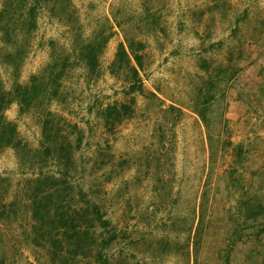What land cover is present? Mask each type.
Instances as JSON below:
<instances>
[{"label": "rangeland", "instance_id": "1", "mask_svg": "<svg viewBox=\"0 0 264 264\" xmlns=\"http://www.w3.org/2000/svg\"><path fill=\"white\" fill-rule=\"evenodd\" d=\"M130 40L142 91L116 62ZM2 98L0 264H52L38 187L110 222L84 218L88 243L113 240L77 264H264V0H0Z\"/></svg>", "mask_w": 264, "mask_h": 264}, {"label": "trees", "instance_id": "2", "mask_svg": "<svg viewBox=\"0 0 264 264\" xmlns=\"http://www.w3.org/2000/svg\"><path fill=\"white\" fill-rule=\"evenodd\" d=\"M129 50L125 48L123 44L120 45V49L116 55V62L120 66H127L130 70L131 77L135 80L136 84L130 89L131 92L142 91V79L140 77V69L143 68V54H139L144 48L143 42H137L134 40L129 41ZM87 65L94 69L97 64V57L93 49L86 52ZM134 61L136 66L131 65ZM27 89L21 92V88L17 89V93L20 97V103L22 108L28 106ZM4 98L0 100V112L4 109ZM132 111V107L127 104L120 106L114 105L103 109L102 115L106 122H109L111 118H115L118 122L122 118H125ZM49 130L48 124L44 128V134H47ZM16 126L12 123L0 122V145L1 146H17L16 143ZM37 183H41V179L37 180ZM39 188V187H38ZM38 188L34 190L31 202V210L33 219L35 221L34 232L39 235L44 244H47L52 256V264H77V262L93 256L95 260L100 261L102 258V250L107 248L112 238L106 239L102 245H96L97 240L94 238V244L88 243L90 229L86 228L83 222L84 218L92 216L94 227L102 226L106 227L110 222L104 219V213L99 205L94 203L90 199H82L85 201V205L78 206L73 213H65L60 211L62 205L56 207L50 206L46 201L53 196V191L44 198V204L41 202ZM55 190V189H54ZM82 193V191H81ZM83 194V193H82ZM84 198H87L84 194ZM99 224V225H97ZM68 256H71V262Z\"/></svg>", "mask_w": 264, "mask_h": 264}]
</instances>
